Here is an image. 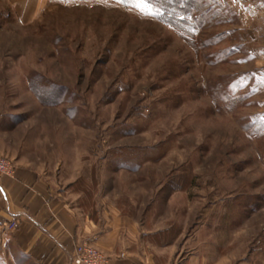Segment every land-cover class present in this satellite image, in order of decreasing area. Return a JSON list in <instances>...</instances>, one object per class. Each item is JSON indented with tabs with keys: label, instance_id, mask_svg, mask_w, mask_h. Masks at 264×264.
I'll list each match as a JSON object with an SVG mask.
<instances>
[{
	"label": "rangeland",
	"instance_id": "rangeland-1",
	"mask_svg": "<svg viewBox=\"0 0 264 264\" xmlns=\"http://www.w3.org/2000/svg\"><path fill=\"white\" fill-rule=\"evenodd\" d=\"M0 158L168 264H264V0H0Z\"/></svg>",
	"mask_w": 264,
	"mask_h": 264
},
{
	"label": "crops",
	"instance_id": "crops-1",
	"mask_svg": "<svg viewBox=\"0 0 264 264\" xmlns=\"http://www.w3.org/2000/svg\"><path fill=\"white\" fill-rule=\"evenodd\" d=\"M11 219L18 220L15 229H9ZM141 236L125 217H107L102 223L81 216L33 169L18 170L14 180L0 178V254L6 248L33 264H71L75 246L87 241L112 256V264H168ZM121 253L125 256L117 258Z\"/></svg>",
	"mask_w": 264,
	"mask_h": 264
},
{
	"label": "built area",
	"instance_id": "built-area-1",
	"mask_svg": "<svg viewBox=\"0 0 264 264\" xmlns=\"http://www.w3.org/2000/svg\"><path fill=\"white\" fill-rule=\"evenodd\" d=\"M10 161L6 158H0V173L1 174H13L11 170ZM17 225L16 220H11L9 229L14 228ZM104 255L95 250L89 243L78 244L75 246L74 254L71 264H109V259L103 258ZM124 256V254H122Z\"/></svg>",
	"mask_w": 264,
	"mask_h": 264
},
{
	"label": "snow or ice",
	"instance_id": "snow-or-ice-1",
	"mask_svg": "<svg viewBox=\"0 0 264 264\" xmlns=\"http://www.w3.org/2000/svg\"><path fill=\"white\" fill-rule=\"evenodd\" d=\"M138 7L140 6V5H137Z\"/></svg>",
	"mask_w": 264,
	"mask_h": 264
}]
</instances>
